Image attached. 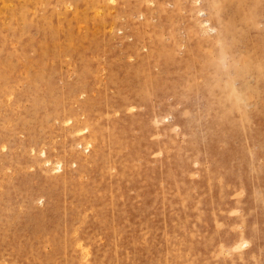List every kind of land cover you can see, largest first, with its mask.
Segmentation results:
<instances>
[{"label": "rangeland", "instance_id": "rangeland-1", "mask_svg": "<svg viewBox=\"0 0 264 264\" xmlns=\"http://www.w3.org/2000/svg\"><path fill=\"white\" fill-rule=\"evenodd\" d=\"M0 264H264V0H0Z\"/></svg>", "mask_w": 264, "mask_h": 264}, {"label": "bare ground", "instance_id": "bare-ground-1", "mask_svg": "<svg viewBox=\"0 0 264 264\" xmlns=\"http://www.w3.org/2000/svg\"><path fill=\"white\" fill-rule=\"evenodd\" d=\"M204 23L207 25V27H210V24H209L208 20H204ZM54 169L60 170L61 169L60 164H57V166ZM234 248H236V247H234ZM237 248H239V247H237Z\"/></svg>", "mask_w": 264, "mask_h": 264}]
</instances>
